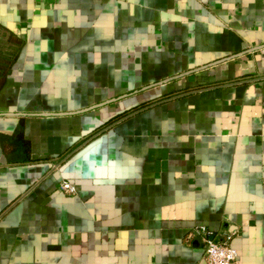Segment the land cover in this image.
<instances>
[{"label":"crops","instance_id":"1","mask_svg":"<svg viewBox=\"0 0 264 264\" xmlns=\"http://www.w3.org/2000/svg\"><path fill=\"white\" fill-rule=\"evenodd\" d=\"M196 226L264 264V0H0V264H205Z\"/></svg>","mask_w":264,"mask_h":264},{"label":"built area","instance_id":"2","mask_svg":"<svg viewBox=\"0 0 264 264\" xmlns=\"http://www.w3.org/2000/svg\"><path fill=\"white\" fill-rule=\"evenodd\" d=\"M58 190L66 196H74L76 188L73 180H61ZM192 233L201 239L203 249L202 260L205 264H236L238 261L237 252L231 248L230 241L238 237V232L234 231L229 236L217 238L205 226H196Z\"/></svg>","mask_w":264,"mask_h":264},{"label":"water","instance_id":"3","mask_svg":"<svg viewBox=\"0 0 264 264\" xmlns=\"http://www.w3.org/2000/svg\"><path fill=\"white\" fill-rule=\"evenodd\" d=\"M201 241V239L200 238H198V242H200Z\"/></svg>","mask_w":264,"mask_h":264},{"label":"trees","instance_id":"4","mask_svg":"<svg viewBox=\"0 0 264 264\" xmlns=\"http://www.w3.org/2000/svg\"><path fill=\"white\" fill-rule=\"evenodd\" d=\"M1 73H3V71H2ZM17 136H18V135H17Z\"/></svg>","mask_w":264,"mask_h":264}]
</instances>
